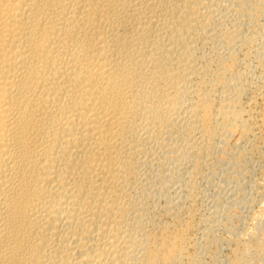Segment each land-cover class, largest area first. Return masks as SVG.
Wrapping results in <instances>:
<instances>
[{
	"label": "bare ground",
	"instance_id": "bare-ground-1",
	"mask_svg": "<svg viewBox=\"0 0 264 264\" xmlns=\"http://www.w3.org/2000/svg\"><path fill=\"white\" fill-rule=\"evenodd\" d=\"M260 19L250 0H0V264H200L234 191L201 181L243 168L231 139L264 153ZM261 210L213 264L263 262Z\"/></svg>",
	"mask_w": 264,
	"mask_h": 264
},
{
	"label": "rangeland",
	"instance_id": "rangeland-1",
	"mask_svg": "<svg viewBox=\"0 0 264 264\" xmlns=\"http://www.w3.org/2000/svg\"><path fill=\"white\" fill-rule=\"evenodd\" d=\"M250 1H251L252 8H254V9L256 8V10L259 11V13L261 14V19H260V23L262 24L261 29H262V31H264V0H250ZM255 25L256 24H247V26L250 28H253ZM246 31L248 32V30H246ZM256 69L254 71L255 76H257L256 74L259 75L261 73L260 68L258 69V67H256ZM257 72H259V73H257ZM260 101L261 100L259 99L258 100L259 105L257 107L258 110H256L257 112L255 111V114H254L255 115L254 122H255V124H257L256 126L258 127V132H260L259 134L261 135V137H264L263 136L264 134H262L264 132V125L262 123V118H263L262 117V114H263L262 110L263 109L261 108V106H263L264 104L262 101L261 102ZM259 106H260V108H259ZM259 117L261 119L258 120ZM256 120H258V121H256ZM256 122H258V123H256ZM261 129L263 130V132ZM254 137H256V139L252 137L253 140L252 139L241 140L240 143L238 141V143L240 144L238 147L236 146L238 144L235 145V140L237 138L236 139L234 138L235 140L231 139L232 142H231L230 146L234 143L232 145V146H234V149H232V153H230L229 156L234 160L240 158L241 155L244 156V158L246 160L244 161V164L242 166L243 168H238L239 166L236 165V166H234L235 168L233 170L227 168L226 170L225 169L222 170L223 172L217 168L218 169L217 175H218V173H219V175L214 177L211 184L209 183L211 186L208 183H206L205 181H201V184L203 187H207V188L209 187L210 188L208 193L217 192L218 191L217 189H219V185H222V186L225 185L226 187L225 186L224 187L228 188V189L232 188V189H234L235 192L233 191L231 194H227L224 192L223 194L225 196H223V195L221 196V199H220V206H221L220 212H221V214L220 215L223 214V217H220V215H218V219L220 220L221 225L220 226L216 225V227L212 231H210V230L206 229V227L202 226L203 228L200 227V231H202V229H203V231L206 232L207 235H205V237L204 236L202 237V235L199 234L200 233V231H199V233L198 232L195 233V237L193 236L194 239L197 238V239H195V241H197V242L200 241V249L203 248L201 250V255H200L201 256L200 257V260H201L200 264H211V263L213 264V262L215 261L213 257H214V253H215L214 251H216L215 248H217L216 247L217 243L221 244L220 239L226 237L227 233H229L226 230V225H225L226 223L229 224L230 226H233V227L238 226L237 229L239 230L243 226H246L245 224H250L248 221H251V216L254 212H256L255 214H259L258 212L261 213V211H262L261 208L263 209V207H264V193H263L264 192V188H263L264 187V166H262V165H264V158H262L263 155H259V154H264V153L263 152L260 153L261 151H259V153H257L258 150H255V148H253L254 146L258 145L257 143L259 142L258 136H254ZM254 139H255V141H254ZM253 141H254V143H256V142L257 143L254 144ZM249 142H251L252 145ZM249 144L252 146V148H251V146H249ZM232 146L230 148H232ZM248 149L250 150V152L247 151ZM251 149H252V151H251ZM244 152L246 154H244ZM253 152H255V153H253ZM233 156H234V158H233ZM260 157H261V159H260ZM241 169H242V171H241ZM235 170H236V172H235ZM237 170H239V173L237 172ZM243 170H244V172H243ZM234 172L236 175L239 176V178H238L239 182H238V179L237 180L235 179V181H233V178L236 176L235 174H233ZM259 182L261 183V186H260ZM256 185L258 187H256ZM217 195L220 196L219 194H216V196ZM250 200H252V203ZM200 204H204V206L200 205ZM200 204H199L200 205V207H199L200 212L201 213L204 212V213H202L204 216L208 215L210 213L209 211H211V210H208L209 208L207 209L208 211L206 210V208L211 204L209 199H207V200L205 199L204 202L200 203ZM260 205H262V206H260ZM250 206H252V208ZM224 212H225V216H224ZM263 212H264V210H263ZM227 215L229 217L225 218V217H227ZM206 238H208V239H206ZM206 240L207 241L209 240L210 242L209 241L207 242ZM213 241H216V242L218 241V242L217 243L215 242V244H214ZM201 243H202V245H201ZM222 246L224 247V249L221 248L222 250L220 249L219 253H218L219 256L221 254V256H220L221 259L219 258L221 261L226 259L225 256H227V254H228L227 247H225L227 245L223 244ZM263 255L264 254L260 255V257L257 256L258 259L260 258L259 260L256 261V259H255L256 262L261 261V260L263 261V262H259L258 264H264V256ZM261 256L263 259L261 258ZM220 264H223V263H220ZM226 264H228V262Z\"/></svg>",
	"mask_w": 264,
	"mask_h": 264
}]
</instances>
